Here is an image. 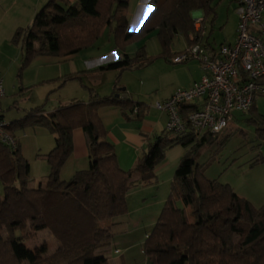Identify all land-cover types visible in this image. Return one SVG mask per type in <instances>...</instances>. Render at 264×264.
Here are the masks:
<instances>
[{"label":"trees","instance_id":"1","mask_svg":"<svg viewBox=\"0 0 264 264\" xmlns=\"http://www.w3.org/2000/svg\"><path fill=\"white\" fill-rule=\"evenodd\" d=\"M58 1L66 6L58 7ZM212 1L150 0L151 11L138 30L130 32L123 13L129 0H76L73 4L47 0L29 25L15 29L11 41L20 43L25 66L38 55L67 56L87 48L114 22L111 30L117 49L156 31L161 54L172 58L180 52L170 51L176 35L181 34L187 45L191 44L190 35L196 32L194 11L202 10L205 22L214 21ZM151 62L144 46H140L134 55L123 52L96 70L121 72ZM60 79L65 83L81 77L70 73ZM119 89L115 84L112 94L100 95L90 86L87 101L74 98L50 111L34 106L6 123L5 131L13 136L17 128L45 127L53 134L54 145L43 154L48 164L45 182L35 187L28 183L30 166L19 143L16 141L13 150L0 142V264H109L99 250L109 243L116 223H103L127 214L126 195L133 185L132 175L139 173L143 185L154 182V167L175 145L187 150L144 240L146 264H264V203L254 207L228 183L207 178L196 161L202 148L221 144L223 136L204 133L196 137L189 132L171 137L164 130L147 143L133 167L124 170L118 164L114 145L107 139L99 109L118 107L130 120L129 113L142 103L127 96L114 97ZM190 108L184 106L183 111ZM246 114V121L255 126L256 137L264 141V115L256 110L255 103ZM75 128L83 132L88 164L65 180L60 170L73 151ZM177 200L181 206H177ZM45 230L57 245L53 252L36 259L23 243Z\"/></svg>","mask_w":264,"mask_h":264},{"label":"rangeland","instance_id":"2","mask_svg":"<svg viewBox=\"0 0 264 264\" xmlns=\"http://www.w3.org/2000/svg\"><path fill=\"white\" fill-rule=\"evenodd\" d=\"M212 3L215 5L216 16L212 23V31L209 33L213 34L212 36L217 44L234 39L238 24L237 14H235L236 2L232 0H213ZM128 11L130 13V8ZM129 16L130 14L127 18ZM114 25L113 22L111 27L105 28L101 34L102 36L96 40L97 43L94 45L93 50H88L89 52L84 50L82 53L86 55L93 51L96 53L113 49L116 54L115 58H118L121 57L123 52H131L129 55H134L140 46H144L146 56L152 58L151 63L139 68L125 69L121 72H104L111 73L110 77H113V83L117 87H125L127 91L131 92L135 96L132 98L133 101L143 100L150 104L153 102L150 98L159 93L164 87L176 82H185L195 75L196 66L193 63L199 64L195 58L174 63L178 65L176 69L166 65L167 63H173L172 58H166L161 54L162 49L156 31H151L144 38L132 40L124 45L123 49H117L111 30ZM137 25V20L132 21V30L129 31H137ZM205 27L208 32L210 29L209 21L205 22ZM11 37L4 28H0V72L4 88V96L0 99V114L5 121L21 117L24 111L32 106L40 105L47 111L50 99H57L58 95L64 96L69 87V80L62 83L60 77L26 84L34 77L33 72L38 69V66L34 63L36 56L23 66L20 43H13ZM186 46L187 40L181 34H178L170 45V51H182ZM93 63L95 65V62ZM84 72L94 74L99 71L94 69ZM82 79L81 82L78 81L80 84H84L85 79L87 80L86 77ZM104 82V78H101L98 88H104L106 85ZM46 86L49 87L46 88ZM30 88L33 90H29ZM41 89H45L42 100L35 103L37 92ZM84 91L88 93L86 86H84ZM136 96H143L146 99H136ZM77 98L80 99L79 96ZM255 107L259 113L264 115V94H260L256 99ZM246 118L247 114L245 112L241 119L236 120L239 129L230 132V135L223 136L221 144L215 142L202 148L197 154L196 161L202 166V171L207 177L216 178L222 183H228L237 194L248 199L254 207H260L264 203V141L256 137L255 126L247 122ZM14 133L16 137L20 138L21 153L29 162L28 183L34 185L39 177L45 176L48 172V164L39 154L45 148L52 147L53 134L42 126H25L24 128H17ZM36 135H39L38 141H40V144H36ZM49 139L52 141L50 144ZM258 158H261V160L255 162ZM1 188L0 184V190ZM167 196L168 194L164 200ZM163 204L164 202L156 205L158 206L157 211H153V207L135 211L130 207L126 219L116 218V224L111 229L112 236L109 243L99 250V253L109 258V264H146V258L142 251L146 238L144 234L151 231ZM176 204L177 206L182 205L180 200H177ZM144 212H148L149 215H146L145 220L141 222L140 214ZM23 245L34 253L36 259H40L53 252L57 242L53 235L45 230L35 234L31 240L24 241ZM116 248L118 249L116 250Z\"/></svg>","mask_w":264,"mask_h":264},{"label":"crops","instance_id":"3","mask_svg":"<svg viewBox=\"0 0 264 264\" xmlns=\"http://www.w3.org/2000/svg\"><path fill=\"white\" fill-rule=\"evenodd\" d=\"M46 1L47 0H0V28L1 27L4 28V30H6L8 35L11 37L16 28L26 27L31 23L35 13ZM67 1L71 4L76 2V0H67ZM232 1L236 2V0H232ZM56 5L60 8L66 6L60 1H58ZM129 8L131 10L130 13L128 11ZM151 9L152 6L150 5V0H129L127 8L123 10V13L125 14L126 17L128 16V14H130V16L127 18L128 31L132 30L131 23L134 20L138 21L137 28H139L142 22L144 21V19L146 18V16L148 15V13L151 11ZM212 23H210V29L208 32L206 29L205 39H207V42L209 44L215 45L217 43L214 41V37L212 36L213 34L209 33L210 31H212V27H213ZM137 28H135V30H137ZM98 38L96 40H98ZM232 40L222 41L220 43L223 42L230 43L232 42ZM96 43L97 41L93 42L91 46L87 48H83L78 52L67 56L38 55L34 58V63L36 64V66H38V69L36 72H33V74H35L34 77L26 84H30L31 82L33 83L36 81H42L44 79H51L53 77H63L64 75L70 73H79L81 77V79H74L69 81L68 83L69 87L65 91L64 96L61 97L60 95H58L57 99L55 98L50 99V102L48 103L47 111H50L55 107L59 106V104H64L71 99L74 98L78 99L77 98L78 96L80 97V100L87 101L88 93L84 91V86L93 87L100 95H109L113 93L115 84L113 83V77H110L111 73L109 74L104 73L106 71H99L94 74L81 72V71L94 70L100 65H103L105 63L117 59L115 58L116 54L113 49H110L106 52L95 53L93 51L86 55H83L82 52H84V50L85 52H89L88 50H93L94 45ZM125 53L129 54L131 52H125ZM20 55L22 57L21 49H20ZM93 62H95V65ZM193 64H195L196 66L195 75L188 78V80L185 82H176L170 84L168 87H164L163 89H161V91H159V93H157L156 95L150 98L151 102L165 99L173 92L174 89L178 87L181 88L189 87L191 84H193V82L197 81L200 78L202 72L198 63L195 62ZM166 65H170V67H173L174 69L178 67V65L174 63L172 64L167 63ZM49 72H51V74H49ZM0 76H1V72H0ZM83 77H86L87 80L85 79L84 84L83 83L80 84L78 81L81 82V80H83L82 79ZM101 78H104L105 81L104 83L106 84L105 87L102 89L98 88V86L100 85L99 82ZM47 87L49 86H46V88ZM29 90L32 91L33 89L30 88ZM44 90L45 89L43 90L41 89L39 92H37V95L34 93V95H36L35 103H38L39 101L42 100V95ZM117 92L122 93V91L119 90ZM124 92L126 93L127 97H129L131 100L133 97H135L132 95L131 92L127 91L126 89ZM259 96L260 95L256 96L254 103L256 102V99ZM136 99L141 100L146 98L143 96H136ZM138 102L141 103L143 102V103L141 106H139V108L133 110L132 113H129L130 120H127L125 118L124 113L118 107L108 106L99 109V116L105 128L107 129V139L114 145L118 164L124 170L133 167L137 158L146 149L147 143L149 141H152L157 135H159L162 131L165 130V124L167 120L166 112L160 111L158 109L156 110L152 106L153 102L150 104L146 103L143 100ZM242 116L243 113L235 112L233 115V119L229 123L227 129L224 131L222 136L230 135V132L239 129L237 127L238 124L237 121L241 119ZM0 118H2L3 121H5L1 114H0ZM9 121H5V122L8 123ZM40 130L42 131V129ZM38 136L39 135L35 136V140L37 141L36 144H40V141H38L39 140ZM14 137L16 141L19 143V146L21 147L20 138L16 137L15 133H14ZM49 140L47 141H49L50 144L52 141L51 139ZM72 141H73V151L60 170V177L65 180L69 179L75 171L86 168L88 164L87 146L83 132L80 128H75L73 130ZM52 143H53L52 144L53 147L54 136ZM51 148H45L44 151L39 155H41V157L44 158L43 154L47 153ZM186 150L187 148H184L180 145H175L168 148L165 151V156L163 161L158 163L154 167L153 172L155 175V180L150 184L147 185L140 184L139 180L141 176L139 173H135L132 175L131 181L133 185L131 186V188L129 189L126 195L127 206L129 207L128 208L129 210L130 207H132L134 211L139 209L145 210V209H149L150 207H153L152 210L157 211L158 206L156 205H160L165 201L164 199L165 196L169 193L170 182L173 178L176 166ZM46 175L43 177H39L36 184L34 185L29 184V185L35 187L43 185L46 179ZM127 214L118 217L117 219L123 218L121 220H124L126 219V216H128ZM146 215H149V213L144 212L140 214L141 222L145 220ZM117 219L115 218V219L107 220L103 224L109 225L111 223H116L115 220ZM144 235L147 236V233H145ZM117 249L118 248H116V250ZM108 259L109 258H107V260Z\"/></svg>","mask_w":264,"mask_h":264},{"label":"built area","instance_id":"4","mask_svg":"<svg viewBox=\"0 0 264 264\" xmlns=\"http://www.w3.org/2000/svg\"><path fill=\"white\" fill-rule=\"evenodd\" d=\"M238 18L232 42L211 45L205 39L202 10L192 13L196 32L191 44L172 57L173 63L191 58L198 60L201 76L189 87H178L165 99L156 100L154 108L167 114L165 130L171 137L189 132L222 134L235 112H247L256 96L264 94V0H236ZM4 96L0 76V98ZM191 105L184 110V106ZM135 108L134 110H136ZM0 119V142L16 149V139L5 131Z\"/></svg>","mask_w":264,"mask_h":264},{"label":"water","instance_id":"5","mask_svg":"<svg viewBox=\"0 0 264 264\" xmlns=\"http://www.w3.org/2000/svg\"><path fill=\"white\" fill-rule=\"evenodd\" d=\"M119 91H122V93L116 92V93H114V97H116V98H118V97L119 98H124V97L127 96L126 93L123 92V91H125V87H120Z\"/></svg>","mask_w":264,"mask_h":264}]
</instances>
